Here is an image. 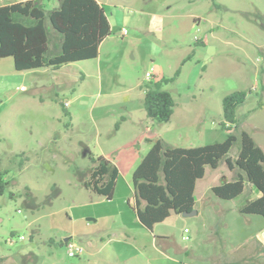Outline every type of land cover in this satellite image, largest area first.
I'll return each instance as SVG.
<instances>
[{"label":"rangeland","instance_id":"374dc122","mask_svg":"<svg viewBox=\"0 0 264 264\" xmlns=\"http://www.w3.org/2000/svg\"><path fill=\"white\" fill-rule=\"evenodd\" d=\"M101 1L113 32L98 57L32 70L0 58V264H264V218L239 211L259 193L212 191L236 176L225 161L197 181V214L173 213L153 230L138 220L132 187L157 138L200 146L232 131L236 158L246 131L264 150V0ZM156 75L174 78L163 85L175 102L168 122L143 105ZM234 91L246 97L228 130L223 99ZM90 153L127 174L112 199L83 185ZM66 237L84 251L69 256Z\"/></svg>","mask_w":264,"mask_h":264},{"label":"trees","instance_id":"16d2710c","mask_svg":"<svg viewBox=\"0 0 264 264\" xmlns=\"http://www.w3.org/2000/svg\"><path fill=\"white\" fill-rule=\"evenodd\" d=\"M111 33L109 16L98 0H58V5L52 8H47L44 0L0 5V58L12 57L16 70L58 68L96 58L102 41ZM173 79L156 75L146 85L143 105L152 120H171L175 102L163 85ZM245 97L243 91L224 97L225 129L237 126V107ZM236 140L232 131L223 141L192 147L176 146L163 138L150 140L152 147L132 174L133 208L140 223L153 230L155 224L173 213L195 209L197 181L205 176L207 166L216 169L223 161L230 170H236V176L213 186V193L232 199L251 186L259 195L247 199L239 211L264 218V150L248 132L242 131L240 150L232 158L229 152ZM90 157L93 166L84 187L112 199L121 177L118 166L103 155L90 153ZM6 174L7 170L0 169V195L8 186ZM61 242L66 244L64 239Z\"/></svg>","mask_w":264,"mask_h":264},{"label":"crops","instance_id":"0c3cea01","mask_svg":"<svg viewBox=\"0 0 264 264\" xmlns=\"http://www.w3.org/2000/svg\"><path fill=\"white\" fill-rule=\"evenodd\" d=\"M15 1H23V0H8V2H6V3H4V4L10 3V2H15ZM44 1H45V4H46L47 8H52V7L58 5V0H44ZM98 2H99L100 4L103 5V3H102L101 0H98ZM4 4H0V5H4ZM109 20H110V19H109ZM110 23H111V22H110ZM111 27H112V32H113V26L111 25ZM182 147H192V146H182ZM101 155L105 156L107 159L111 160L115 165H117L118 168H119V170H120L121 176H124V177L126 178L127 174L124 173V172L122 171V169H121V167H120V164H119V161L117 160V158H115V157H109V156H107L106 154H101ZM133 171H134V170H132V174H133ZM130 182H131V181H130ZM132 184H133V183H132ZM118 185H119V179H118V181H117L116 189L118 188ZM132 187H133V185H132ZM165 220H166V219H165Z\"/></svg>","mask_w":264,"mask_h":264},{"label":"built area","instance_id":"2783aa9c","mask_svg":"<svg viewBox=\"0 0 264 264\" xmlns=\"http://www.w3.org/2000/svg\"><path fill=\"white\" fill-rule=\"evenodd\" d=\"M127 33L126 29L124 31H122V34L125 35ZM153 75L152 72H148L147 77L150 78ZM65 106L69 105V102H65L64 103ZM185 231H187V229H185ZM20 239H24V236H21ZM67 242V249H68V254L69 256H75L78 254H81L84 250L82 247L78 246L74 241L72 240H68Z\"/></svg>","mask_w":264,"mask_h":264},{"label":"water","instance_id":"95a60500","mask_svg":"<svg viewBox=\"0 0 264 264\" xmlns=\"http://www.w3.org/2000/svg\"><path fill=\"white\" fill-rule=\"evenodd\" d=\"M197 213H198V210L195 208L192 211L183 212V215L188 216V215H194V214H197ZM68 239H69V237H66L65 241H67Z\"/></svg>","mask_w":264,"mask_h":264}]
</instances>
